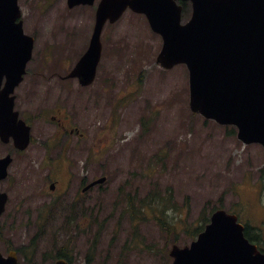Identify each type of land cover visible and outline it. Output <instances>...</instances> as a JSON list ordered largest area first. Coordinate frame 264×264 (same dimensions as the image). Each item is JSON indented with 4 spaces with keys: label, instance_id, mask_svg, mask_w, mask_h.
Segmentation results:
<instances>
[{
    "label": "rangeland",
    "instance_id": "obj_1",
    "mask_svg": "<svg viewBox=\"0 0 264 264\" xmlns=\"http://www.w3.org/2000/svg\"><path fill=\"white\" fill-rule=\"evenodd\" d=\"M98 1L18 0L34 47L15 110L32 142L22 153L0 142V158L13 157L0 182V252L22 249V264H53L63 247L71 264H171V246H189L213 210L261 220L262 147L191 113L187 70L156 64L162 41L142 15L127 10L104 28L91 86L62 79L88 46ZM190 13L183 6L182 23ZM99 177L104 184L80 192Z\"/></svg>",
    "mask_w": 264,
    "mask_h": 264
},
{
    "label": "water",
    "instance_id": "obj_2",
    "mask_svg": "<svg viewBox=\"0 0 264 264\" xmlns=\"http://www.w3.org/2000/svg\"><path fill=\"white\" fill-rule=\"evenodd\" d=\"M177 0H100L90 41L67 79L82 87L92 84L101 58V34L129 8L145 15L162 46L156 63L169 70L186 66L189 109L221 126H235L237 139L264 149V0H181L191 2L190 19L181 24ZM18 0H0V141L12 139L23 151L30 143V127L14 111L15 88L22 82L34 40L23 32ZM95 0H67V6H92ZM10 155L0 158V181L6 179ZM99 178L85 188L103 184ZM53 190V186L50 187ZM7 195L0 193V216ZM171 264H264L243 236L237 217L219 209L189 246L171 247ZM0 264H17L11 252ZM54 264H67L63 259Z\"/></svg>",
    "mask_w": 264,
    "mask_h": 264
},
{
    "label": "flooded vegetation",
    "instance_id": "obj_3",
    "mask_svg": "<svg viewBox=\"0 0 264 264\" xmlns=\"http://www.w3.org/2000/svg\"><path fill=\"white\" fill-rule=\"evenodd\" d=\"M53 120L55 119V117L52 118ZM58 126L61 127V129L65 132H68V134L72 135L73 134V130L72 129H67L60 120H57ZM50 184L48 186V189L51 193H55V189H56V185L59 184V180L56 178H49ZM53 186L54 190H50V186ZM83 185V184H82ZM262 196V194H261ZM263 197V196H262ZM67 207V206H66ZM262 207L264 208V206L261 205H256L253 208H255L257 211H263V213H261V220L259 221H255V220H251L249 217H247V213H245L244 215H242V218H244L243 222H240L238 220V222H240L243 226V233H244V237L248 240V242H250L251 244L255 245L257 250L264 254V221L262 220L264 218V209H262ZM244 216V217H243ZM9 254V253H8ZM8 254H1L2 257H6L8 256ZM17 254V253H16ZM24 257L22 254H17V262L18 264H22L21 262H19V259L25 260V258H21Z\"/></svg>",
    "mask_w": 264,
    "mask_h": 264
},
{
    "label": "trees",
    "instance_id": "obj_4",
    "mask_svg": "<svg viewBox=\"0 0 264 264\" xmlns=\"http://www.w3.org/2000/svg\"><path fill=\"white\" fill-rule=\"evenodd\" d=\"M208 220H204V223L205 222H207ZM161 225L163 226V227H167V229L169 230L170 228H171V226H169V225H165L164 223H162L161 222ZM192 235H193V232H192ZM56 258H63V259H65L69 264H71V262H70V256H69V253H68V250H67V248H65V247H63L58 253H57V255L55 256Z\"/></svg>",
    "mask_w": 264,
    "mask_h": 264
}]
</instances>
